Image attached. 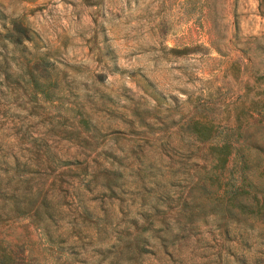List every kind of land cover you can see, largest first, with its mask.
<instances>
[{
    "label": "rangeland",
    "instance_id": "1",
    "mask_svg": "<svg viewBox=\"0 0 264 264\" xmlns=\"http://www.w3.org/2000/svg\"><path fill=\"white\" fill-rule=\"evenodd\" d=\"M3 16L7 23L23 20L68 81L90 90V101L113 108V114L95 112V117L122 133H104L105 156L86 173L78 164L51 172L30 164L35 182L57 197L53 204L61 214L52 230L64 234L60 245L66 254L56 258L28 221L4 228L2 236L24 244L36 264H201L203 249L196 243L182 245L181 259L174 262L151 245L137 260L125 254L149 214L142 197L154 191L148 184L141 188L130 161L120 160L124 155L116 149L134 139L125 136L123 123L133 111L149 126L138 130L145 138L168 123L179 126L201 116L214 119L224 132L234 103L248 107L264 99V0H0ZM93 85L99 91H92ZM44 123L35 121L29 131L42 136ZM3 128L1 138L13 133L11 124ZM56 142L54 151L72 162L76 148L64 139ZM8 147L3 145L0 155L29 163L24 147Z\"/></svg>",
    "mask_w": 264,
    "mask_h": 264
},
{
    "label": "trees",
    "instance_id": "2",
    "mask_svg": "<svg viewBox=\"0 0 264 264\" xmlns=\"http://www.w3.org/2000/svg\"><path fill=\"white\" fill-rule=\"evenodd\" d=\"M6 21L0 18V130L11 124L13 133L0 137V148L24 147L29 163L0 155V264H36L24 244L2 236L4 228L28 221L56 250V258L67 253L60 245L64 234L52 230L61 214L53 204L57 197L35 182L30 164L50 172L78 164L86 173L106 153L100 142L104 133L119 137L122 132L104 128L95 112L109 115L113 108L90 101V90L68 81L54 54L41 52L23 20ZM248 107L244 101L232 105L224 132L205 116L179 126L168 123L148 138L138 132L149 128L138 110L123 122L125 136L134 139L116 149L124 155L120 160L130 161L142 189L148 184L154 191L142 197L149 214L127 242L128 257L137 260L151 245L174 262L188 242L202 245L201 264H264V99ZM38 120L47 126L42 136L29 131ZM57 138L78 151L72 162L54 151ZM204 234L212 238L207 241Z\"/></svg>",
    "mask_w": 264,
    "mask_h": 264
}]
</instances>
